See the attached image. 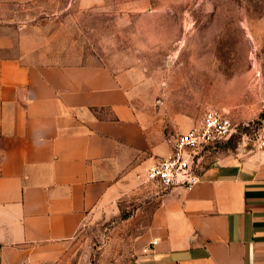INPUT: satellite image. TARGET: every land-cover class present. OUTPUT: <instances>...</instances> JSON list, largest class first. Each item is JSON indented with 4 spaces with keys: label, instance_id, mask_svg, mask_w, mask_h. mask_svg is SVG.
Listing matches in <instances>:
<instances>
[{
    "label": "crops",
    "instance_id": "1",
    "mask_svg": "<svg viewBox=\"0 0 264 264\" xmlns=\"http://www.w3.org/2000/svg\"><path fill=\"white\" fill-rule=\"evenodd\" d=\"M36 29L0 18V264H102L75 234L141 191L169 118L138 104L130 70L63 61ZM234 155L211 157L189 190L158 188L117 264H264V150Z\"/></svg>",
    "mask_w": 264,
    "mask_h": 264
},
{
    "label": "rangeland",
    "instance_id": "2",
    "mask_svg": "<svg viewBox=\"0 0 264 264\" xmlns=\"http://www.w3.org/2000/svg\"><path fill=\"white\" fill-rule=\"evenodd\" d=\"M0 18L36 24L33 36L63 61L130 70L138 104L169 118L171 141L206 109L228 116L238 131L204 167L260 150L264 0H0ZM135 188L83 220L74 243L84 261L131 259L137 213L159 193L149 182Z\"/></svg>",
    "mask_w": 264,
    "mask_h": 264
},
{
    "label": "built area",
    "instance_id": "3",
    "mask_svg": "<svg viewBox=\"0 0 264 264\" xmlns=\"http://www.w3.org/2000/svg\"><path fill=\"white\" fill-rule=\"evenodd\" d=\"M238 131V124L228 116L206 109L199 122L177 134L171 141L169 152L152 162L144 170V182L161 190L180 188L189 190L201 177L204 158L228 142ZM256 147L264 150V115L259 119ZM150 244H155L151 241ZM149 246L141 251L146 252Z\"/></svg>",
    "mask_w": 264,
    "mask_h": 264
}]
</instances>
